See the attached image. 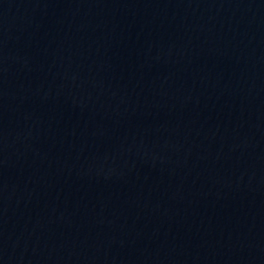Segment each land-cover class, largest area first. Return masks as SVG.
Returning <instances> with one entry per match:
<instances>
[{"label": "water", "instance_id": "obj_1", "mask_svg": "<svg viewBox=\"0 0 264 264\" xmlns=\"http://www.w3.org/2000/svg\"><path fill=\"white\" fill-rule=\"evenodd\" d=\"M0 264H264V0H0Z\"/></svg>", "mask_w": 264, "mask_h": 264}]
</instances>
